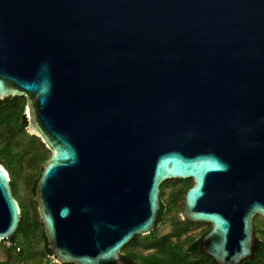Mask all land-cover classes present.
I'll return each instance as SVG.
<instances>
[{
  "label": "water",
  "instance_id": "95a60500",
  "mask_svg": "<svg viewBox=\"0 0 264 264\" xmlns=\"http://www.w3.org/2000/svg\"><path fill=\"white\" fill-rule=\"evenodd\" d=\"M49 151L33 199L56 263L137 264L160 185L192 179L199 251L240 264L264 218V0H0V100ZM0 164V241L20 221Z\"/></svg>",
  "mask_w": 264,
  "mask_h": 264
},
{
  "label": "trees",
  "instance_id": "16d2710c",
  "mask_svg": "<svg viewBox=\"0 0 264 264\" xmlns=\"http://www.w3.org/2000/svg\"><path fill=\"white\" fill-rule=\"evenodd\" d=\"M25 104V98L19 96H10L3 100H0V164L7 169L10 176L11 190L20 206V221L16 230V233L13 235L11 240H2V242H8L11 246V252L8 259L5 261L0 260V264H13V262L18 261L19 257L26 255V246L32 236H36L38 240L43 241V247L40 251V258L42 259L46 255H52L51 251L47 247V242L43 232V226L41 220L37 213V208L35 201L32 200V211L34 215L32 218L27 217V213H24L21 210V205L24 203L20 200L19 195L17 194V184L16 180L19 178V172L21 170V157L20 155L25 151L29 152V165L36 166L41 161L47 160L49 158V151L42 150L44 149V144L40 141L39 138L29 135L26 131V120L23 115V109ZM22 138V145L20 149L16 150L15 153L12 151V142ZM42 150V151H40ZM45 160V161H46ZM44 161V162H45ZM43 162V163H44ZM42 166H40L41 171ZM40 171L38 174L32 175V185L31 193L34 196V189L36 181L39 177ZM193 183V181H192ZM191 184L185 183L181 186L180 190L174 192L171 196L172 199L178 196H182ZM162 192L160 191V210L158 213V222L157 225L161 222L164 211V204L161 201ZM34 204V210H33ZM31 210V209H30ZM27 212V209H26ZM193 223L192 221L180 220L178 217L171 218V227L172 234H167L162 236L159 239H150L146 240L148 236L151 235V232L147 235L141 236L143 238L142 245L146 248H155L152 252L148 254H137L135 259L127 256L128 258L133 259L137 264H216L205 254H196L195 249L198 247V240L195 238H189L190 242L185 249H179L176 244L180 235L184 232L185 226ZM156 225V226H157ZM156 228V227H155ZM154 231V230H153ZM137 236H134L127 245L123 248L128 247L130 244H133L137 241ZM171 237H174L172 239ZM149 239V238H148ZM1 242V241H0ZM147 242V243H146ZM20 246V247H19ZM260 246L262 248L261 256L259 262H252L250 264H264V237L260 241ZM16 247L18 252H15ZM13 251V252H12ZM18 256V259L15 258ZM15 259V260H14ZM54 259V258H53ZM44 264H59L46 260ZM60 264H69V263H60ZM73 264V263H72Z\"/></svg>",
  "mask_w": 264,
  "mask_h": 264
},
{
  "label": "rangeland",
  "instance_id": "374dc122",
  "mask_svg": "<svg viewBox=\"0 0 264 264\" xmlns=\"http://www.w3.org/2000/svg\"><path fill=\"white\" fill-rule=\"evenodd\" d=\"M23 141L22 138H18L17 140L12 142V151L11 153H15V151L20 149V147H23L22 145ZM45 151H48L46 147H44ZM40 150V151H42ZM21 157V170L19 172V178L16 180L17 184V194L19 195L20 200L24 203L21 205V210L24 213H27V217L30 219L34 215V211H32V206L30 207L29 204L32 205L33 195L31 193V185H32V179L31 176L38 174L40 171V166H42L44 161H41L36 166L29 165V152L25 153V151L20 155ZM187 184H192V179H169L165 180L160 185V191L162 192L161 201L164 204V211H163V217L161 222L156 226L154 231L151 232V235L147 237L146 240L150 239H159L162 238V236H165L167 234H172V227H171V218L172 217H178L180 220H183L180 216V210L182 208V196H178L172 199V195L174 192H177L180 190L181 186ZM27 209V212H26ZM31 209V210H30ZM33 210H34V204H33ZM257 226L259 229V236L261 238L264 237V218L258 215L257 219ZM207 227V224L202 222H193L187 226H185L184 232L180 235L176 246L179 249H185L188 244L189 240L193 237L195 238L205 230ZM143 235L137 236V241L133 244H130L128 247L123 248L121 250L122 254L125 256L132 257L135 259V256L137 254H148L149 252H152L155 250V248H146L142 245L143 238L141 237ZM149 238V239H148ZM174 239V237H171ZM190 238V239H189ZM147 243V242H146ZM128 244V243H127ZM126 244V245H127ZM10 244L8 242H0V260L5 261L8 259V257L11 255V248ZM20 247V246H19ZM43 247V241L38 240L36 236H32L28 242V245L26 246V255L27 257H24V255L20 256L18 259V256L15 258L18 261L13 262V264H44L46 260H50L52 262H55V260L51 257V255H46L42 259L40 258V251ZM13 252V251H12ZM15 252H18V248L16 247ZM14 259V260H15Z\"/></svg>",
  "mask_w": 264,
  "mask_h": 264
},
{
  "label": "flooded vegetation",
  "instance_id": "af4514ba",
  "mask_svg": "<svg viewBox=\"0 0 264 264\" xmlns=\"http://www.w3.org/2000/svg\"><path fill=\"white\" fill-rule=\"evenodd\" d=\"M259 215V214H258ZM258 215H255L253 218H252V222L255 226V235H256V238L258 240L256 246L254 247L253 249V252H252V257H250L249 259H246L244 261H242L240 264H250L252 262H259L260 260V256H261V252H262V248L260 246V241L262 240V238L259 236V229H258V226H257V222H256V219L258 217ZM260 216V215H259ZM204 223V222H202ZM207 224V223H205ZM210 228V224H207V227L205 228V230H203L202 232H200V234L198 236L195 237L196 240H198V247L195 249V252L196 254L200 255L202 254L200 251H199V240L200 238L205 234V232H207ZM125 256V255H124ZM127 257V256H126ZM131 259V258H130Z\"/></svg>",
  "mask_w": 264,
  "mask_h": 264
}]
</instances>
